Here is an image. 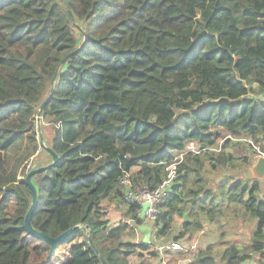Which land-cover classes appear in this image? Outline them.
Masks as SVG:
<instances>
[{"label": "trees", "instance_id": "trees-1", "mask_svg": "<svg viewBox=\"0 0 264 264\" xmlns=\"http://www.w3.org/2000/svg\"><path fill=\"white\" fill-rule=\"evenodd\" d=\"M51 92L41 123L59 160L32 177L39 195L32 224L51 237L81 227L47 260L50 246L24 221L32 204L26 176L53 160L37 132ZM262 94L264 0H0V264L158 257L150 243L123 239L133 231L128 221L109 226L106 202L127 204L129 218L142 223L122 176L155 188L193 141L206 150L179 163L157 235L168 236L176 214L185 226L179 239L205 228L200 214L227 226L220 217L233 213L253 222L250 246L255 264H264V179L234 174L248 157L232 162L237 144L250 145L227 139L221 151L211 149L224 131L264 141ZM207 158L223 170L213 187L203 177ZM252 255L226 241L187 264H242Z\"/></svg>", "mask_w": 264, "mask_h": 264}, {"label": "rangeland", "instance_id": "rangeland-1", "mask_svg": "<svg viewBox=\"0 0 264 264\" xmlns=\"http://www.w3.org/2000/svg\"><path fill=\"white\" fill-rule=\"evenodd\" d=\"M223 134H224L223 137L218 141L216 147L218 145H222L224 148V143L227 141L226 138L232 137V134L229 132L224 131ZM45 135L48 138H50L53 135V131L51 130L50 126H46ZM253 141L254 143H257L255 140ZM259 142L262 144L264 141L260 140ZM235 144L236 143H232L231 146L227 147L225 150L233 151L232 148L234 147L233 145ZM237 145H241L242 148L238 153L235 154V157L237 158H235L232 162L241 163L243 162L245 156L248 157L249 161L248 163L246 162L243 163L245 169H242L241 172L238 169H235L234 174L237 176L243 175L246 177V179H251L252 177L255 178L253 173V166L256 164L257 160L255 158L256 154L253 150L252 144H250V147L241 143ZM204 163L206 165L205 167L206 171L203 172V177L207 181L206 184L208 186L213 187L220 180L223 170L214 171L212 169V166L210 165L211 161L208 158L204 161ZM106 209H107V217L109 218L110 227L117 226L118 224L124 223L126 221H128L132 226L133 231L131 233H126L123 236L124 240H128L131 242L150 243L151 250H155L156 245L168 243L176 239V237L181 232L185 231L184 228L185 226L183 224L184 219L182 214L180 215L176 214L174 226L171 229L168 236L160 237L157 235V228L159 226L156 222V219L144 218L142 223L140 224L136 223L134 220L129 218L126 212L128 209V205L125 203L106 202ZM197 217L200 219V221H202L205 228L198 231L197 230L189 231L184 237L180 238L187 242L190 251L186 252V248H185L183 251L173 253L171 255L170 264H187L189 262L185 263V261H188V259L191 260L194 257V254L197 253L200 249L206 248L209 245L221 249L223 243H226V241H228L229 243L241 244L244 246L245 251L247 253L253 254L252 260L246 261L242 264H255L258 261L257 254L253 253V249L250 246L251 233H252L251 231L253 227V222L250 223L248 222L250 221V218L249 220H244L240 218V216L235 217L233 213H231L229 216L220 217L219 221H223V222L227 221L228 223L227 226H221L217 224L216 225L210 224L209 222L210 220L207 218V216L203 214H200ZM222 231H225L227 233V236L225 239L221 240L219 238V235ZM129 259H130V264H161L162 263L160 256L153 257L146 252H143L142 254H139L138 252L132 254Z\"/></svg>", "mask_w": 264, "mask_h": 264}, {"label": "built area", "instance_id": "built-area-1", "mask_svg": "<svg viewBox=\"0 0 264 264\" xmlns=\"http://www.w3.org/2000/svg\"><path fill=\"white\" fill-rule=\"evenodd\" d=\"M264 99V94L259 95ZM235 141H243L247 144H252L253 150L256 154L255 158L258 160L260 157H264V146L260 142L254 143L253 138H235L227 137ZM225 140V141H226ZM213 151H221L222 145L211 148ZM206 148L201 147L196 141L190 142L187 147L185 154H180L176 158V161L166 167L167 173L163 177L162 181L155 188H151L147 184H135L131 173H125L121 178V184L124 186V198L128 203H137L140 205L138 215L142 217L143 209L145 218L157 219L159 215V206L165 199L170 195L171 188L175 179L178 177V165L184 159L186 154H200ZM183 239H174L168 243H163L155 246V250L158 252L162 264H170L171 255L176 252L183 251L186 248V252L190 251L187 242ZM186 243V244H185Z\"/></svg>", "mask_w": 264, "mask_h": 264}, {"label": "water", "instance_id": "water-1", "mask_svg": "<svg viewBox=\"0 0 264 264\" xmlns=\"http://www.w3.org/2000/svg\"><path fill=\"white\" fill-rule=\"evenodd\" d=\"M70 14L73 15L72 11H70ZM76 52V51H74ZM74 52L69 53L64 59H63V63L67 60V58ZM57 81V74L54 76L53 78V84H55ZM52 96V92L47 96V98L41 103L40 108H39V112H38V116H37V121H38V139L39 141L42 143L43 146L47 147L45 144V138H44V134L42 131V123H41V118H42V112L44 107L46 106V104L48 103V101L50 100ZM48 151L50 152V154H52L53 156V160L48 163L47 165L32 169L28 172L27 176H26V182L29 185L31 191H32V204L28 210V212L25 215V221H24V225L26 227V229L29 231L30 234H32V236L41 239L43 241H45L49 246H50V251L47 257V260L51 258V256L53 255V253L55 252V250L63 243L65 242L78 228H80V225H76L72 228L67 229L66 231H64L63 233H61L60 235H58L57 237H51L48 234H46L45 232L35 228L32 224V215L33 212L36 208V206L38 205L39 202V195H38V191L36 188V185L34 184L32 177L35 173L42 171L46 168L52 167L53 165H55L57 163V161L59 160V156L58 154L50 147H47ZM253 173L255 178L257 179H264V157H260L256 164L253 166ZM144 211L145 209H143V215H142V219L145 218L144 215ZM91 242V241H90ZM95 248V246H94ZM95 250L97 252H99V250H97L95 248ZM102 257V256H101ZM102 260L104 262V264H107L106 260L102 257Z\"/></svg>", "mask_w": 264, "mask_h": 264}, {"label": "crops", "instance_id": "crops-1", "mask_svg": "<svg viewBox=\"0 0 264 264\" xmlns=\"http://www.w3.org/2000/svg\"><path fill=\"white\" fill-rule=\"evenodd\" d=\"M190 261V259H188V261H185V263H187V262H189Z\"/></svg>", "mask_w": 264, "mask_h": 264}]
</instances>
